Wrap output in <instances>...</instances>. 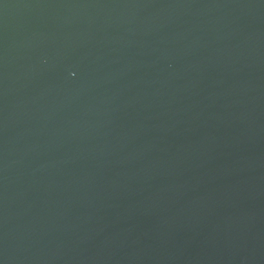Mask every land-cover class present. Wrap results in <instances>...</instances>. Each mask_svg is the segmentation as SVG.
Masks as SVG:
<instances>
[{
  "label": "water",
  "instance_id": "95a60500",
  "mask_svg": "<svg viewBox=\"0 0 264 264\" xmlns=\"http://www.w3.org/2000/svg\"><path fill=\"white\" fill-rule=\"evenodd\" d=\"M0 264H264V0H0Z\"/></svg>",
  "mask_w": 264,
  "mask_h": 264
}]
</instances>
